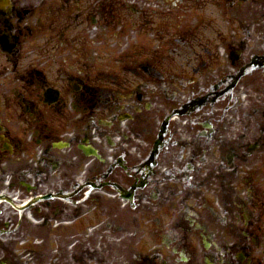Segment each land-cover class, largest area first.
<instances>
[{"label": "flooded vegetation", "instance_id": "af4514ba", "mask_svg": "<svg viewBox=\"0 0 264 264\" xmlns=\"http://www.w3.org/2000/svg\"><path fill=\"white\" fill-rule=\"evenodd\" d=\"M0 264H264V0H0Z\"/></svg>", "mask_w": 264, "mask_h": 264}]
</instances>
